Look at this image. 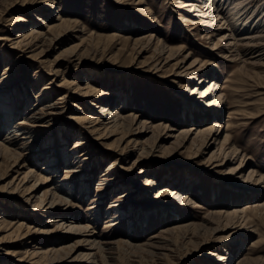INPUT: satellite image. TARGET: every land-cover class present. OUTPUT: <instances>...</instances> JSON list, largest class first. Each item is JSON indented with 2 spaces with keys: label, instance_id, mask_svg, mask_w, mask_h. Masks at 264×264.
I'll use <instances>...</instances> for the list:
<instances>
[{
  "label": "rangeland",
  "instance_id": "obj_1",
  "mask_svg": "<svg viewBox=\"0 0 264 264\" xmlns=\"http://www.w3.org/2000/svg\"><path fill=\"white\" fill-rule=\"evenodd\" d=\"M178 1L0 0L2 109L21 93L17 122L50 104L57 110L30 130L33 142L20 150L25 169L15 156L0 153V264H225L214 255L226 250L234 254L226 264H264V210L228 224L213 215L264 200V184L243 182L250 169L264 176V0H245L238 10V25L245 26L238 38L261 40L254 42L258 51L252 58L222 57L225 26L212 37L218 23L191 30L195 12L185 14L176 8ZM17 16L26 18L24 32H46L34 18L45 21L51 28L45 41L32 49L14 47L21 30V23L12 24ZM163 45L171 49L169 57L158 53ZM186 56L185 64L197 61L201 75L188 84L176 77ZM73 80L92 94L73 96L67 86L58 87ZM208 82L221 90L207 100L220 95L223 108L215 115L184 113V105L205 109L198 97ZM107 103L153 129L138 136L133 125L125 137L118 133L97 141L98 134L83 130L87 125L71 120L96 117ZM3 110L0 143L6 137ZM214 121L221 125L220 139L201 148V139L181 145L163 129H172L175 136L191 127L204 130ZM224 135L227 148L237 154L219 166L208 158L217 153ZM135 138L136 144L130 141ZM240 163L242 172L234 176L229 171ZM29 170L36 176L24 182ZM236 187H248L253 199L239 191L246 197L242 200ZM55 188L68 195V203L48 214L46 203L34 209ZM32 189L34 200L26 201ZM181 189L183 203L172 195ZM68 226L77 230L66 234ZM97 241L102 251L90 245Z\"/></svg>",
  "mask_w": 264,
  "mask_h": 264
},
{
  "label": "bare ground",
  "instance_id": "obj_2",
  "mask_svg": "<svg viewBox=\"0 0 264 264\" xmlns=\"http://www.w3.org/2000/svg\"><path fill=\"white\" fill-rule=\"evenodd\" d=\"M172 1H176V0H172ZM246 1H248V0H246ZM244 2H245V0H243V1L242 0H179L177 2L178 5L176 8L181 9L185 14L190 13V12H195L194 15H192L195 22L193 20L192 21L194 22L193 24L196 25V27L192 28L191 30L197 31V28H200V27L208 28V27L215 26V23H218V25H220L221 27L216 26L217 28L215 29V32H210L209 35H211V37H212V36H216L217 32L221 31L222 27L225 26V28H224L225 33L220 37V41H223L222 42L223 47L220 48V49H222V51L221 52L219 51V53L222 55V57L226 58V55H234L235 58H238V57L241 58V56L242 57L251 56V58H252V56H255L256 51H258V50L255 51V48H256L255 45L256 44H254V42L255 41H261V40L256 38V37H252L250 39L249 38L247 39V37L246 38H238V36H240V37L242 36V34L244 33V28H245V26H241V25L239 26L238 25L239 24L238 16L240 15L239 14L240 11H238V10L240 9V7L243 5ZM167 4H171V2L167 1ZM171 5L173 6V3ZM224 8H225V11L223 12ZM224 14H228V17H225L226 15H224ZM34 20L36 22H40L42 24V27L45 28L46 32L43 33L41 31L38 32V31H32V30H30L29 32H24V29H23V27L25 25L24 22L27 23L26 18L24 16H17V17H14L12 19L13 26H16L17 23L18 24L21 23V24H19V28L21 30L18 31L16 38H15V41H13L14 47L17 48V47H20L21 45H24L27 47V49H32L37 45V42L45 41L44 38H45L46 34L48 32H50L51 28L48 25H46V22L41 20V18L35 17ZM260 25H261L260 22H255L253 24V27L259 28ZM239 30H241V31L239 32ZM245 34H246V32H245ZM251 43L254 45V47L249 46V44L251 45ZM255 43H257V42H255ZM213 50H216V49H213ZM157 51L160 55H163L165 52L169 53L168 57H169V55L172 54L171 49H169L167 46H164V45L162 47L160 46L157 49ZM187 58H188V56L184 57L183 58L184 60H182L178 64L181 66H179V68H177L178 72H176V77H178L182 82L184 81L185 83L188 84L191 80H195L197 78L199 79L201 77V75H200V66H198V65L196 66L197 61H193L189 65H186L185 61ZM254 61H255V59H254ZM244 62L245 61H243V63ZM1 82H4V81H1ZM86 85H88V84H86ZM66 86H67L66 89L68 90L66 93H68V94L72 93L73 96H75L74 94L78 95L79 97L92 94V92L87 89L88 87H86L85 89H82L83 88L82 84L77 80H73L70 82L64 81L62 84L58 85V87H62V88L63 87L65 88ZM69 89L71 92L69 91ZM217 90H221L220 87L217 86V84H215V83L213 84L212 82H208L206 85V88L204 90L200 91L199 97H198L199 99H201L200 106L204 107L205 109H199L195 106L184 105L183 106L185 108L184 113H187L188 115H191V116L195 115V111L197 113H203V115H205V113L208 111L209 112L212 111L213 115L218 113L219 110L223 108L222 98L220 97V95H216V99H214V100H211V101L207 100ZM193 91L195 92L196 88H194ZM45 92L46 91H44V93ZM22 97H23V94H21V93H20L19 97H16L15 99H14V97L13 98L9 97L10 98V101H9L10 103L8 104L9 106H7V107L5 106L6 108H4V110L2 109V105H0L1 111L3 110L5 112L3 115L2 121H3V124L5 125L4 128H6V137L3 139V143L2 142L0 143V153L4 154V155H9V156H15L17 161L20 164L25 162L24 158H23V156H24L23 152H21L20 150H22V148L27 145L26 142H29V143L33 142L32 132L30 133V130L36 129L35 127L37 124L42 123L49 115H52L53 112L57 111L56 110V104H53V105L50 104V105L46 106L44 109H41L40 111H35V110L31 109L32 111L29 110L30 111L29 114H26L28 116H26V117L24 116L25 118L23 117L22 121L17 122V119H15V118H17L19 116V112H17V110L20 108V105H21L20 100ZM63 98H64V96H61L58 100L62 101ZM16 101H18V102H16ZM98 109H99L98 114H97L98 116L96 115V117L88 115V116H81V117L80 116H78V117L73 116V118H71V120L74 121L75 124H81L84 126L87 125L85 128H83V130L86 132V134H89V135H97L98 134V137L96 138L97 141H101L105 136H108V135L114 136L115 134H118V133L124 134L123 137H125L126 134H128L127 132L130 133L133 125L137 126V127H135L136 128L135 131L137 132L138 136H140V134H142V135L149 134L147 131L150 129H153V127H151V125L149 126L147 123H144L141 121L138 123L135 122V121H137L136 117L131 119L128 116H124L123 114H121L122 112H118V110H113L110 103H107L105 105H101ZM120 109H119V111H120ZM201 110H203V111H201ZM106 115L108 116V119L101 120V118L103 116H106ZM11 120H12V125H10V123H9ZM131 124H132V126H130ZM163 129L165 132H169V134H170L169 138H173L175 141L178 140L179 142H181L180 143L181 145L184 142H188V141H190L191 143H195L196 141L201 139L200 140L201 141L200 148L203 147V145H205L207 142H212V144L213 143L217 144V142L219 141L220 136H221V132H220L221 125H218L216 121H214L213 124H211V126H209L208 128H206L204 130H202V129L198 130L194 127H191L189 129H186V130L182 129L175 136L173 135V132H175V131H173L172 129H169L168 127H163ZM124 139H119V141L121 142ZM136 139L137 138H135V140H130V141L136 144L137 143ZM20 141L22 142L21 143L22 146L19 149L15 148V146H16L15 143L20 142ZM81 141H83V140L81 139L80 142ZM123 142H125V141H123ZM131 142H128V144H130ZM227 142H229V137H228V135H224V138L219 143L220 145H219V148L217 149V153H214V154L212 153L210 155V157L208 158V162L213 161L217 165L222 166L223 162H226V164H227L229 159L236 157L237 149L232 150L233 149L232 148L230 150L229 148H227V145H226ZM177 144H179V143H177ZM177 144H176V146H178ZM180 144H179L178 148H180V146H181ZM207 145H209V144H207ZM220 157H222V160L220 159ZM242 159H244L243 156L241 157V160ZM52 164H54V161H51L50 163H46L45 169L46 170L50 169V167L53 166ZM21 168H24L23 164H22ZM111 168H113V166H110L107 169V171L109 172V170ZM55 170H54V172H55ZM241 170H242V165L240 163L237 167L232 168V172H231V170L229 172L234 174V176H236L237 174L242 172ZM32 172H33L32 170H29L28 172H26V174H24L25 175L23 178L24 182L26 179L33 178L36 176ZM106 174H107V172H106ZM105 176H107V175H103V177H105ZM48 181H49V178L46 177V180L43 183H46ZM246 181L247 182L252 181V183L255 182L254 183L255 185L256 184L257 185L264 184V176L260 173L258 174L254 169H250L243 182H246ZM234 185H236V184L234 183ZM35 186H37V185H35ZM144 186H146V185H143V187ZM239 187H243V185L242 186L240 185ZM236 189L238 191H236ZM236 189H235V191H236V193H238V197L242 196L244 198L242 200L246 199V197L243 196V193L251 195L250 198H252V199H253V196L255 195L253 193V191H251L248 187L247 188L245 187L242 190H239L237 187H236ZM67 190L70 191L69 189H66V191ZM239 191H243V193H241ZM26 192H29V193L27 194L28 198H26L25 200L29 201V202L34 200L35 191H33V189H32V190H28ZM184 192H185L184 189H181L180 192H175V193L173 192L172 195L175 196V198L178 199L179 202L183 203V202L187 201L185 199ZM56 193H58V194L56 195ZM62 193H63V191H62ZM62 193L60 191H58L57 188H55L54 192L51 194L50 199L47 202H45L46 201L45 200V201H41V202L39 201V204H34V209L38 210L41 208L42 205H44L46 203L44 207H45L46 213L48 214L53 208H56V205H58V204L65 206L68 203V201L65 200V197L68 195L62 194ZM127 196H129V195H127ZM38 205H41V206L38 207ZM262 210H264V200L256 201L250 205L245 204V205H243V207L240 210L239 209H232V211H229L228 213H221L220 212V213H213V215H215L217 217V219H219V220L225 219L226 220L225 222L228 224V223L232 222L231 220H233V219L245 220L248 213H250V212H256V213L258 212L259 213V211H262ZM57 217H58V215H57ZM59 217H63V216H59ZM54 222L59 224V222H61V219H57ZM61 225L62 224H60L58 227H62ZM189 227H191V225ZM225 227H227L226 224H225ZM62 229H63V227H62ZM176 229H178V228H174L173 230L170 229L171 231H169L168 233L171 234ZM64 230H65L66 234H70V233H72V231H76L77 228L75 226H68V227L64 228ZM43 233H45V232H43ZM166 233H167V231H166ZM90 243H91L90 245H93L92 247H94V245H95L96 246L95 248H97L98 250H100L102 248V246L100 245L99 242L97 244H95V242H90ZM101 251H102V249H101ZM225 252L226 253L224 255L223 254H215L214 255V257L218 258V260L216 262H218V263L225 262V264L229 262L230 258H232L234 255L233 251L231 252L230 250H226ZM35 254L38 255V253H33V255H35ZM244 261L245 260L239 261L237 264H244Z\"/></svg>",
  "mask_w": 264,
  "mask_h": 264
}]
</instances>
